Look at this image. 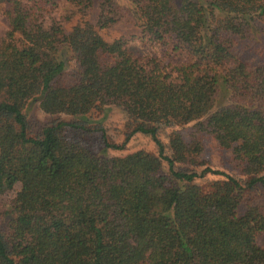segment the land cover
Returning a JSON list of instances; mask_svg holds the SVG:
<instances>
[{
	"label": "trees",
	"instance_id": "trees-1",
	"mask_svg": "<svg viewBox=\"0 0 264 264\" xmlns=\"http://www.w3.org/2000/svg\"><path fill=\"white\" fill-rule=\"evenodd\" d=\"M2 1L9 30L0 37V194L19 189L0 231V264H264L256 241L264 215L250 205L238 213L245 193L264 190V63L239 59L232 41L264 21V0H130L145 38L186 55L170 70L100 35L114 22L104 13L112 0L96 24L77 20L68 31L43 13L59 0ZM65 3L67 20L92 6ZM70 64L74 81L57 83ZM219 95L226 99L216 106ZM32 101L71 119L31 134L23 109ZM111 105L126 115L121 143L92 120ZM189 124L230 149L249 178L178 166L201 150L177 129ZM164 128L174 129L170 155ZM91 133L104 150L145 134L157 154L98 156L80 139ZM207 173L224 180L208 189L194 183Z\"/></svg>",
	"mask_w": 264,
	"mask_h": 264
},
{
	"label": "rangeland",
	"instance_id": "rangeland-1",
	"mask_svg": "<svg viewBox=\"0 0 264 264\" xmlns=\"http://www.w3.org/2000/svg\"><path fill=\"white\" fill-rule=\"evenodd\" d=\"M104 1L105 0H92V6L86 10L83 17L80 16V13L74 14L70 20L64 18L65 9L67 8L65 0H59L56 7L47 6L43 8V13L50 23H52V18H55L58 22L62 20L66 31H68L77 20H88L92 24H96L101 14V4ZM112 1V6H105L104 13L107 17H112L114 22L108 24L106 27L98 29V32L105 40L112 41L113 39L121 38L125 41L126 47L132 54L137 57L156 58L165 65L168 70L184 62L186 55L183 52L180 53L172 50L170 41L165 44H159L149 41L143 36L139 21L134 12V6L130 0ZM176 1L178 2V0ZM5 9H7V5L0 0V37H3L6 31L9 30L8 19L3 12ZM57 10H59V19L52 15V13ZM263 27L264 21L256 20L251 24V27L245 30L243 36L232 37L235 55L239 59L248 62L251 66L264 63ZM74 76L75 69L73 64H70L63 75L57 79V83L70 84L74 81ZM225 99V96H217L216 106L219 102L225 101ZM23 111L30 124L31 134L39 132L43 125L53 119H71V116L63 113L56 115L44 113L39 108L38 101H32L26 104ZM92 120L100 121L103 124L109 140L115 143H121L123 141L124 132L126 130V115L121 108L115 105L108 106L103 112L92 113ZM191 125L192 124L178 127L177 129L181 132L186 142H190L193 137L194 139L196 138L201 146V150L190 159L191 162L186 161L185 163L183 162L184 164L179 163L177 164L178 166L188 167L189 169L195 168L198 171L204 167L221 170L236 177L241 182H245L249 178V175L244 173L243 165L234 158L230 149L218 147L209 134L196 130ZM172 130L174 129L164 128L159 135V138L166 146L167 155L171 154L168 149V143ZM72 134L73 132L70 133V135ZM80 139L92 153L98 156H122L139 149L157 154V148L152 139L148 135L141 133L134 134L121 150H104L99 133L81 135ZM167 168L166 161H162V170L167 172ZM221 180H224L222 175L207 173L201 178H195L194 183L200 185L203 189H208L215 181ZM258 187L259 190L255 189L253 192L245 193L242 197L243 199L238 206V213L240 215L245 212L249 205L256 206L258 211L264 215V190L261 189L260 186ZM18 189L19 183L16 184L11 191L0 194V231L4 232L7 230V211ZM256 241L259 246L264 247V233H258Z\"/></svg>",
	"mask_w": 264,
	"mask_h": 264
},
{
	"label": "clouds",
	"instance_id": "clouds-1",
	"mask_svg": "<svg viewBox=\"0 0 264 264\" xmlns=\"http://www.w3.org/2000/svg\"><path fill=\"white\" fill-rule=\"evenodd\" d=\"M53 16H55L57 19H59V10L52 13Z\"/></svg>",
	"mask_w": 264,
	"mask_h": 264
}]
</instances>
